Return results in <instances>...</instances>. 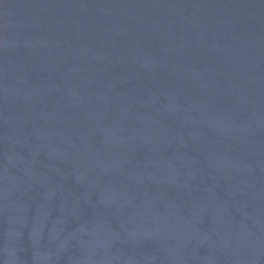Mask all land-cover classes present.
<instances>
[{
    "label": "water",
    "instance_id": "water-1",
    "mask_svg": "<svg viewBox=\"0 0 264 264\" xmlns=\"http://www.w3.org/2000/svg\"><path fill=\"white\" fill-rule=\"evenodd\" d=\"M0 264H264V0H0Z\"/></svg>",
    "mask_w": 264,
    "mask_h": 264
}]
</instances>
